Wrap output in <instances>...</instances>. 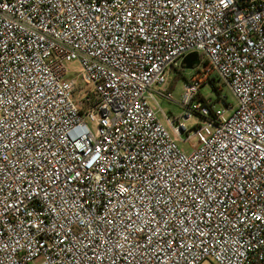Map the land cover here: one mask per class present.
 I'll return each mask as SVG.
<instances>
[{
	"label": "built area",
	"instance_id": "2783aa9c",
	"mask_svg": "<svg viewBox=\"0 0 264 264\" xmlns=\"http://www.w3.org/2000/svg\"><path fill=\"white\" fill-rule=\"evenodd\" d=\"M205 261L264 264V0H0V264Z\"/></svg>",
	"mask_w": 264,
	"mask_h": 264
},
{
	"label": "rangeland",
	"instance_id": "374dc122",
	"mask_svg": "<svg viewBox=\"0 0 264 264\" xmlns=\"http://www.w3.org/2000/svg\"><path fill=\"white\" fill-rule=\"evenodd\" d=\"M199 68H202L204 63H206V60L199 58ZM75 74V72H71ZM196 70L191 69H183L181 66L172 69L171 74L168 78V84L167 87L169 88V91L172 94L171 99H166L160 95V93H164V85L157 86L153 89L155 99L157 103L159 104L162 111L171 119L179 118L184 113V109L181 107V102L183 98V92L186 88L188 82L192 79V77L195 75ZM216 79V78H215ZM216 86L219 89V93H217L214 89L211 88V85L207 84L205 85L204 82H201V87L199 89L200 95L202 98L209 100L212 102V106L214 109H222L224 107V103L221 100L222 98H226L227 102L229 104H234L235 99L228 90V87L223 84L221 81L217 80L215 81ZM218 94H220L218 97ZM200 101L201 98H199ZM160 118L162 116L160 115ZM162 121L165 122L164 119ZM205 118L202 115H194L192 119L186 121V125L189 128L197 126H204L205 125ZM211 132V130L208 131H202L199 134H197L194 138L190 139L186 143H179V147L184 150L187 153H190L192 151L197 150L204 144V140L208 136V134ZM185 137V136H184ZM202 264H214L210 261H205Z\"/></svg>",
	"mask_w": 264,
	"mask_h": 264
},
{
	"label": "water",
	"instance_id": "95a60500",
	"mask_svg": "<svg viewBox=\"0 0 264 264\" xmlns=\"http://www.w3.org/2000/svg\"><path fill=\"white\" fill-rule=\"evenodd\" d=\"M184 65H186L188 68L191 67V65H198L199 62V56L197 54H190L189 56H187L183 62Z\"/></svg>",
	"mask_w": 264,
	"mask_h": 264
},
{
	"label": "trees",
	"instance_id": "16d2710c",
	"mask_svg": "<svg viewBox=\"0 0 264 264\" xmlns=\"http://www.w3.org/2000/svg\"><path fill=\"white\" fill-rule=\"evenodd\" d=\"M205 65H206V63H205ZM181 67L183 68V69H191V70H196L197 69V65H191V67L190 68H188L186 65H184L183 63L181 64ZM218 79L216 78L215 79V77L213 78V80H211V88L212 89H214L217 93H219V89H218V87L216 86V84H215V81H217ZM220 96V94H218V97ZM220 99H221V97H219Z\"/></svg>",
	"mask_w": 264,
	"mask_h": 264
}]
</instances>
